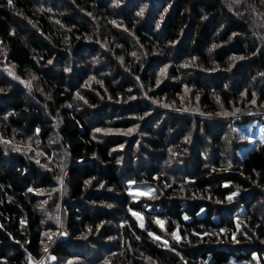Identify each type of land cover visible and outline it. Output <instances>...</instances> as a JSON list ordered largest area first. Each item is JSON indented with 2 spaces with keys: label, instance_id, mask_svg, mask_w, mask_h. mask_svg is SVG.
Returning <instances> with one entry per match:
<instances>
[{
  "label": "trees",
  "instance_id": "trees-1",
  "mask_svg": "<svg viewBox=\"0 0 264 264\" xmlns=\"http://www.w3.org/2000/svg\"><path fill=\"white\" fill-rule=\"evenodd\" d=\"M36 1L0 0L18 75L0 74V131L47 156L57 133L68 167L61 197L59 167L0 155V264L41 259L59 200L57 261L264 264V119L247 109L264 103V0Z\"/></svg>",
  "mask_w": 264,
  "mask_h": 264
},
{
  "label": "rangeland",
  "instance_id": "rangeland-1",
  "mask_svg": "<svg viewBox=\"0 0 264 264\" xmlns=\"http://www.w3.org/2000/svg\"><path fill=\"white\" fill-rule=\"evenodd\" d=\"M47 4L50 7H52L55 4L54 0H37L35 5L39 8H43L44 5ZM60 5V4H59ZM62 5V4H61ZM263 20V18H262ZM264 21V20H263ZM263 26L260 21L257 20V24ZM92 27H94L92 25ZM102 30V29H101ZM96 32H99L100 30H96ZM264 39V37H262ZM264 41V40H263ZM2 51V56H4L5 49L0 46V52ZM52 67V64H51ZM77 67V66H76ZM155 68V66H153ZM167 67H163L159 69V73L161 75H165ZM0 74L5 79H18V75L15 73L13 68L8 66L6 64V61L3 59H0ZM23 85L27 88L29 92H37L40 94L43 98L48 97L46 93H44V90L39 85V82L37 79L30 73H26V78L22 79ZM252 114L260 115L264 119V103L262 105H256L255 102L250 104V106L247 108ZM259 111V112H258ZM188 113V112H186ZM244 113L245 110H244ZM252 116V115H251ZM252 117H255L254 115ZM224 118V117H223ZM220 119V120H227V119ZM59 120L57 118H54V128L55 130L59 129ZM94 134L101 137L102 135H114V134H120L125 136H132L133 138L138 135L137 128L130 129L127 131H119L111 129H95ZM16 136V135H14ZM231 138V137H229ZM55 142V148L52 149V153L50 155H45L44 152H41L40 150L35 149L34 147L31 148L29 146L32 145V142L29 140V138H26L25 140H16V139H5L2 137L1 131H0V155L4 157V161H8V159H14L18 156H21L25 159V162L27 163H34L39 171L41 172H51L55 170V167H59V174L60 180L59 183L61 185L60 190V196L63 197L64 195V185L63 181L65 180V171L68 167L67 162L65 160L66 152L64 149L59 147V140L57 138V133L55 134V137H53ZM54 143V142H53ZM67 165V166H66ZM161 166L163 167L164 171L172 172V168L170 169V166L166 163H162ZM142 190V188H131V194L132 196L136 194V192ZM35 195H39L41 198L40 203L43 204V206L46 205L50 201V198L53 195V191L50 190H42V191H35ZM142 194H138L137 196H133V198H137L141 196ZM50 208H54V202L51 204ZM260 214L261 218H264V204H260ZM45 224L50 225L47 226L43 232H42V247H43V255L40 260L38 261H30L28 264H73L75 260H59L57 261L53 256L51 255V248L55 245L57 242V239L60 238V236L64 235V225L66 223L65 215L62 211V207H60V200L57 202V206L52 211L45 210ZM45 225V226H46ZM76 264V263H75Z\"/></svg>",
  "mask_w": 264,
  "mask_h": 264
},
{
  "label": "snow or ice",
  "instance_id": "snow-or-ice-1",
  "mask_svg": "<svg viewBox=\"0 0 264 264\" xmlns=\"http://www.w3.org/2000/svg\"><path fill=\"white\" fill-rule=\"evenodd\" d=\"M9 3H11V0H9Z\"/></svg>",
  "mask_w": 264,
  "mask_h": 264
}]
</instances>
